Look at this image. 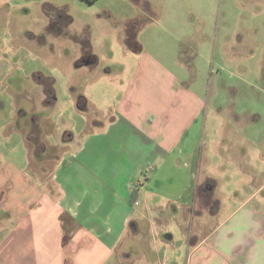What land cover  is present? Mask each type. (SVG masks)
Masks as SVG:
<instances>
[{
    "label": "crops",
    "instance_id": "1",
    "mask_svg": "<svg viewBox=\"0 0 264 264\" xmlns=\"http://www.w3.org/2000/svg\"><path fill=\"white\" fill-rule=\"evenodd\" d=\"M8 1L0 0V6ZM144 14L146 18L130 19L121 35L131 75L123 80L109 118L73 145L69 158L55 160L49 173L39 169L45 160L34 164L31 157L33 174L14 161L4 162L10 170L0 174L4 178L0 184V264H240L252 241L234 249L230 257L217 246V232L234 210H251L261 222L257 236L264 237V184L237 202L208 234L198 238L192 233L200 186L208 187L203 194L216 199L212 213L219 208L210 173L212 148L207 146L205 153L199 150L202 133L208 125L210 131L215 127L206 117L220 107L212 96L215 80L209 75L207 83L199 86L198 52L190 43L177 44V51L169 47L170 57L161 52L162 43L159 49L153 47L148 40L154 28L145 24L156 23L158 18ZM83 45L86 59H98L91 53L88 37ZM94 77L90 74L87 82ZM86 101L97 103L93 98ZM231 114L239 118L234 108ZM229 121L225 129L233 155L236 147L248 153L245 144L236 146L238 131L245 141L264 149L259 126ZM73 138L70 135L67 142ZM202 169L206 181L199 182ZM177 177L183 179L176 182ZM153 180L159 187L153 186ZM65 214L67 222L61 218ZM172 224L178 227L180 238L167 228ZM66 233L70 238L64 242ZM151 236L163 250L147 245ZM180 241L176 250L182 248V260L175 250V242Z\"/></svg>",
    "mask_w": 264,
    "mask_h": 264
},
{
    "label": "rangeland",
    "instance_id": "2",
    "mask_svg": "<svg viewBox=\"0 0 264 264\" xmlns=\"http://www.w3.org/2000/svg\"><path fill=\"white\" fill-rule=\"evenodd\" d=\"M144 13L158 18L156 23L145 24L154 28L148 40L153 47L159 49L162 43L161 52L170 57L169 47L177 51V44L190 43L198 52L199 86L207 83L209 75L215 80L212 96L220 107L206 117L215 127L210 131L208 125L204 136L202 133L199 150L205 153L207 146L212 148L210 173L216 182L219 208L212 213L215 197L198 195V217L191 229L202 238L237 202L264 184V149L245 141L238 131L236 146L245 144L248 153L236 147L233 155L225 129L228 119L249 121L260 127L264 147V0H9L2 4L0 174L10 170L4 165L6 160L33 174L31 157L34 164L45 160L39 169L49 173L55 160L69 158L73 145L83 142L89 131L109 118L131 75L121 35L131 20L146 18ZM86 37L92 55L98 57L88 63L83 48ZM90 74L95 77L87 82ZM88 98L97 103L86 101ZM233 108L239 118L232 116ZM204 119L205 115L200 116L199 122ZM34 131L40 133L37 143L30 139ZM72 134L73 142H67ZM198 181H206L203 169ZM155 185L160 184L153 180ZM261 190L264 197V188ZM2 196L0 193V199ZM167 228L180 238L175 224ZM156 242L151 236L147 245L163 250ZM181 243L175 242V250ZM169 249L173 255L172 247ZM181 250L176 255L182 260Z\"/></svg>",
    "mask_w": 264,
    "mask_h": 264
},
{
    "label": "clouds",
    "instance_id": "3",
    "mask_svg": "<svg viewBox=\"0 0 264 264\" xmlns=\"http://www.w3.org/2000/svg\"><path fill=\"white\" fill-rule=\"evenodd\" d=\"M261 222L251 210H234L225 227L217 232V246L224 256L230 257L237 247L252 245L240 264H264V237H258Z\"/></svg>",
    "mask_w": 264,
    "mask_h": 264
},
{
    "label": "trees",
    "instance_id": "4",
    "mask_svg": "<svg viewBox=\"0 0 264 264\" xmlns=\"http://www.w3.org/2000/svg\"><path fill=\"white\" fill-rule=\"evenodd\" d=\"M87 1H89V2H94V1H96V0H87ZM61 10V9H60ZM54 11L55 12H57V11H59V9H54ZM61 15H63L62 13H61ZM68 19H70V21H72V17L70 16V17H67ZM208 188V187H207ZM207 188L206 187H204V186H200L199 188H198V192L200 193V196H209V195H207V194H203V192L205 191V190H207ZM68 215L67 214H65V215H62L61 216V218H62V220H64L65 222H67V220H68ZM69 238H70V236H69V234L68 233H66V235L64 236V242H67L68 240H69Z\"/></svg>",
    "mask_w": 264,
    "mask_h": 264
},
{
    "label": "flooded vegetation",
    "instance_id": "5",
    "mask_svg": "<svg viewBox=\"0 0 264 264\" xmlns=\"http://www.w3.org/2000/svg\"><path fill=\"white\" fill-rule=\"evenodd\" d=\"M85 61H90V59H86V56H85ZM37 136H40V133H38V132H33L31 135H30V139L33 141H35L36 143H37V139L39 138V137H37Z\"/></svg>",
    "mask_w": 264,
    "mask_h": 264
}]
</instances>
